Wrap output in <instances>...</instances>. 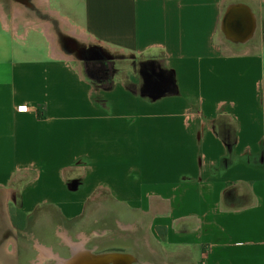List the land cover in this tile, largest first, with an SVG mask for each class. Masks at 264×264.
<instances>
[{
    "label": "crops",
    "instance_id": "1",
    "mask_svg": "<svg viewBox=\"0 0 264 264\" xmlns=\"http://www.w3.org/2000/svg\"><path fill=\"white\" fill-rule=\"evenodd\" d=\"M140 58L163 88L86 70ZM92 236L136 264H264V0H0V264L114 253Z\"/></svg>",
    "mask_w": 264,
    "mask_h": 264
},
{
    "label": "rangeland",
    "instance_id": "2",
    "mask_svg": "<svg viewBox=\"0 0 264 264\" xmlns=\"http://www.w3.org/2000/svg\"><path fill=\"white\" fill-rule=\"evenodd\" d=\"M225 18V14L222 16V22ZM218 38L224 41L226 40L224 34L222 33V28L218 30ZM158 57V59H160ZM89 73L93 77L94 84L98 86H109L116 79H122L130 87H155L163 88L165 86L166 80H168V74L164 67L162 66L161 60L150 61L145 58L137 59L136 62L129 63H106L98 62L86 65ZM33 226V224H32ZM31 226V227H32ZM43 232L45 234L44 244L47 246L54 247L56 251H59L62 256H69V249L65 242L70 238L73 242L78 245H83L82 240L78 239L74 235H65L63 231L55 233L48 225H43ZM63 228V226L61 227ZM31 229V228H30ZM107 237L110 236H98L87 239L84 243V248L86 250H91V248L98 247L96 253L101 252H114L111 247L116 244L112 242H107ZM77 238V239H76ZM110 239V238H109ZM32 246V242H29V247ZM83 247V246H82ZM109 248V250H107ZM110 254V253H109ZM122 254V253H120ZM132 263L136 264V261L131 257ZM47 264H55L52 261L47 262Z\"/></svg>",
    "mask_w": 264,
    "mask_h": 264
},
{
    "label": "water",
    "instance_id": "3",
    "mask_svg": "<svg viewBox=\"0 0 264 264\" xmlns=\"http://www.w3.org/2000/svg\"><path fill=\"white\" fill-rule=\"evenodd\" d=\"M241 10L244 11V12L243 11H239L241 13V15H243L244 20H243V22H240L238 26L242 27V32L243 33H238V32L235 31V35H238L240 37L239 39L244 40L247 37V35L250 34L253 26H252V17L250 15V13L245 8H243ZM230 16H232V15H230V13L225 15V18L223 19V22H222V30H223V32L225 33V35L228 38L229 37L233 38V37H235V35H232L231 32H234V29H231V31L229 30L230 29V25H229L230 22H228L229 21L228 18ZM107 255H108V257L106 259V264H117V263L114 262V260H112L114 258V256H117L118 258L122 259L127 264H131L132 263V260L130 262V258L131 257L127 256L125 254L110 253V254H107ZM107 255H104V256H107ZM104 256H102V257H104ZM97 258H99V257H94V259L91 262H89L88 264H96L98 262V261H96Z\"/></svg>",
    "mask_w": 264,
    "mask_h": 264
},
{
    "label": "bare ground",
    "instance_id": "4",
    "mask_svg": "<svg viewBox=\"0 0 264 264\" xmlns=\"http://www.w3.org/2000/svg\"><path fill=\"white\" fill-rule=\"evenodd\" d=\"M107 257H108V255L104 256V257L97 258L96 261H98V262L96 264H106ZM112 260H114V262L117 264H127L122 259L118 258L117 256H114V258ZM130 262H131V258H130Z\"/></svg>",
    "mask_w": 264,
    "mask_h": 264
},
{
    "label": "built area",
    "instance_id": "5",
    "mask_svg": "<svg viewBox=\"0 0 264 264\" xmlns=\"http://www.w3.org/2000/svg\"><path fill=\"white\" fill-rule=\"evenodd\" d=\"M22 110H23V111H25V110H26V108H22Z\"/></svg>",
    "mask_w": 264,
    "mask_h": 264
}]
</instances>
